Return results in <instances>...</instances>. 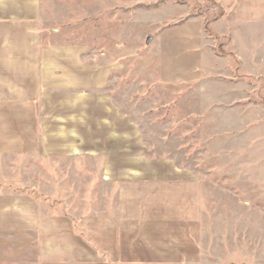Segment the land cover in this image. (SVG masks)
I'll return each instance as SVG.
<instances>
[{"label": "rangeland", "instance_id": "374dc122", "mask_svg": "<svg viewBox=\"0 0 264 264\" xmlns=\"http://www.w3.org/2000/svg\"><path fill=\"white\" fill-rule=\"evenodd\" d=\"M231 22L218 0H40L43 40L113 66L107 91L145 155L196 173L200 264H264V80L239 68ZM93 164L0 156V196L78 222L105 210ZM36 248L35 235L0 233V264H34Z\"/></svg>", "mask_w": 264, "mask_h": 264}, {"label": "crops", "instance_id": "0c3cea01", "mask_svg": "<svg viewBox=\"0 0 264 264\" xmlns=\"http://www.w3.org/2000/svg\"><path fill=\"white\" fill-rule=\"evenodd\" d=\"M218 1L239 68L264 80V0ZM112 69L43 40L40 0H0V156L92 160L95 207L105 208L77 222L41 213L32 196L1 195L0 233L35 235L34 264H200L198 177L145 155L138 125L107 91Z\"/></svg>", "mask_w": 264, "mask_h": 264}]
</instances>
